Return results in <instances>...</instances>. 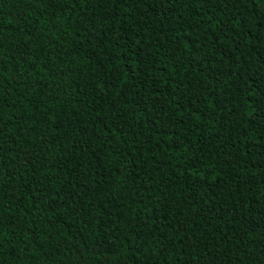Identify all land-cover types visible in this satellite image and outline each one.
<instances>
[{
	"label": "trees",
	"instance_id": "1",
	"mask_svg": "<svg viewBox=\"0 0 264 264\" xmlns=\"http://www.w3.org/2000/svg\"><path fill=\"white\" fill-rule=\"evenodd\" d=\"M153 3L0 0V264L264 262V8Z\"/></svg>",
	"mask_w": 264,
	"mask_h": 264
},
{
	"label": "snow or ice",
	"instance_id": "2",
	"mask_svg": "<svg viewBox=\"0 0 264 264\" xmlns=\"http://www.w3.org/2000/svg\"><path fill=\"white\" fill-rule=\"evenodd\" d=\"M49 2L54 3L56 2V0H49ZM80 2H83L86 5H91L93 11H95V9L97 8L101 9L100 16L97 19H105L109 15L111 16L120 15V13L118 12V8L120 5H124L125 12H127L129 9H132L133 5H135L136 8H139L141 4H143L149 11H155L153 0H72V6L75 7ZM161 2H163V0H161ZM217 2L222 4L224 7H227L228 4L231 3L234 6L240 4L242 7H246L249 9H251L252 5H257L258 6L257 11H260L261 8H264V3H262V0H217ZM110 5H114V7H111ZM169 11H171V9H169ZM84 15L87 16L89 15V13L85 11ZM236 26L240 29L241 33L247 34L251 32V23L250 22L248 24L243 23V18L240 21H236ZM97 27H98L97 21L91 20V27L84 29L86 32L91 33V35L87 39L89 45H91L92 39H96L98 42H102L101 36L93 31L97 29ZM99 31L103 33L105 37L107 36V34L104 33L103 29H99ZM116 39L119 40L121 39V37H116ZM262 53H264V48H262ZM261 58L264 59V54H262ZM116 59H120V57L117 56ZM216 71H219V69L214 70V72ZM214 72L210 73V75H214ZM221 82H223V80H221ZM208 87H211V85L209 84ZM175 123L179 124L181 123V121L176 120ZM3 131H4L3 129H0V134H2ZM30 162H31L30 160L27 159L24 160V163H30ZM191 166L193 168L195 167V165H191ZM141 203H143V201H141ZM0 216H2V214H0ZM236 218L239 220V216H237ZM4 224L5 221L2 218H0V233H4V235L0 236V248L3 247L2 241L7 235V233L5 232ZM255 227H258V225ZM189 239H191V237ZM137 251H139V249H137ZM251 259L255 261V264H264V262L257 259L255 256H253Z\"/></svg>",
	"mask_w": 264,
	"mask_h": 264
}]
</instances>
